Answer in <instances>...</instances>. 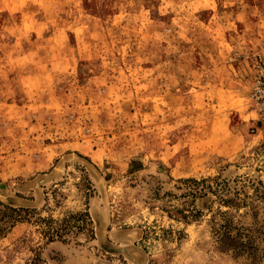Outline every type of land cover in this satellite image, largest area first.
I'll use <instances>...</instances> for the list:
<instances>
[{"label": "rangeland", "instance_id": "obj_1", "mask_svg": "<svg viewBox=\"0 0 264 264\" xmlns=\"http://www.w3.org/2000/svg\"><path fill=\"white\" fill-rule=\"evenodd\" d=\"M261 58L264 0H0V264H264Z\"/></svg>", "mask_w": 264, "mask_h": 264}, {"label": "trees", "instance_id": "obj_2", "mask_svg": "<svg viewBox=\"0 0 264 264\" xmlns=\"http://www.w3.org/2000/svg\"><path fill=\"white\" fill-rule=\"evenodd\" d=\"M194 182L199 184L200 181L194 180ZM82 190H84L86 195H90L93 193V188L90 180L86 178L84 180ZM0 205L3 208H0V221L3 223H15L18 221H25L32 216L36 212L35 209H30L27 207H14L4 205L0 201ZM40 221L44 223L43 230L47 235L48 239L53 240H62L65 237L64 233L76 228L78 230L89 229L92 230V220L89 213V210L86 209L84 212H79L73 215H70L69 218L65 221V223L61 226L55 225V221L53 219H46L44 217H40Z\"/></svg>", "mask_w": 264, "mask_h": 264}, {"label": "built area", "instance_id": "obj_3", "mask_svg": "<svg viewBox=\"0 0 264 264\" xmlns=\"http://www.w3.org/2000/svg\"><path fill=\"white\" fill-rule=\"evenodd\" d=\"M251 99L259 115L258 120L264 123V58H261L259 68L255 74Z\"/></svg>", "mask_w": 264, "mask_h": 264}]
</instances>
